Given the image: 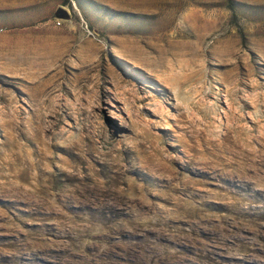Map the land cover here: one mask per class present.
<instances>
[{"label":"rangeland","instance_id":"374dc122","mask_svg":"<svg viewBox=\"0 0 264 264\" xmlns=\"http://www.w3.org/2000/svg\"><path fill=\"white\" fill-rule=\"evenodd\" d=\"M0 264H264V0H0Z\"/></svg>","mask_w":264,"mask_h":264},{"label":"water","instance_id":"95a60500","mask_svg":"<svg viewBox=\"0 0 264 264\" xmlns=\"http://www.w3.org/2000/svg\"><path fill=\"white\" fill-rule=\"evenodd\" d=\"M60 10H61V12H62V14H63L64 16H67V15H68L67 11H66L64 8L61 7Z\"/></svg>","mask_w":264,"mask_h":264}]
</instances>
